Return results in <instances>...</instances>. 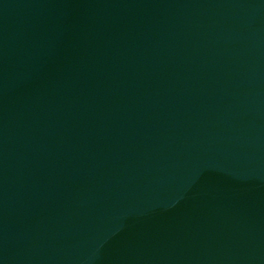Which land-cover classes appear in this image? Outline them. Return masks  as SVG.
<instances>
[{
    "label": "water",
    "instance_id": "95a60500",
    "mask_svg": "<svg viewBox=\"0 0 264 264\" xmlns=\"http://www.w3.org/2000/svg\"><path fill=\"white\" fill-rule=\"evenodd\" d=\"M0 264H264V0H103L1 84Z\"/></svg>",
    "mask_w": 264,
    "mask_h": 264
}]
</instances>
